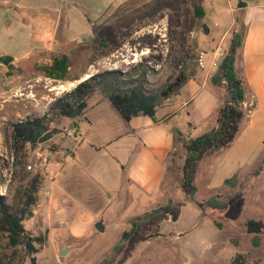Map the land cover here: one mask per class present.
Listing matches in <instances>:
<instances>
[{
	"label": "rangeland",
	"instance_id": "1",
	"mask_svg": "<svg viewBox=\"0 0 264 264\" xmlns=\"http://www.w3.org/2000/svg\"><path fill=\"white\" fill-rule=\"evenodd\" d=\"M120 2L116 1L117 5ZM197 5L205 10L203 17L197 16ZM233 13L229 4L221 5V0L126 1L108 10L100 21L96 20L88 40L63 49L71 65L67 77L83 76L84 70L94 74L109 69L136 76L139 62L147 71L146 85L150 89L164 88L182 72L190 78L200 77L204 72L211 77L216 69H201L196 62L197 53L211 52L228 26L224 17ZM39 18V23H48L45 17ZM236 31L245 34L246 25L235 23L222 40L227 35L225 42L229 44ZM35 33L44 35L39 29ZM45 54L36 53L30 61L12 66L0 62V200L3 197L14 211L24 207L31 179L37 174L44 175L39 155L46 151L50 154L48 166L56 175L51 195L39 188L33 216L24 221L30 234L45 236L44 243H36L39 264H118L122 254L115 246L122 233L131 228L138 215L167 204L169 198L174 201L177 217L169 213L161 223V234L139 242L123 264H228L234 250L243 251L250 245L253 234L239 222L245 216H257L264 208V174L257 180H253L254 170L245 174L264 153L262 142L252 146L245 161L248 166L241 170L242 175L236 176L235 183L218 187L228 176V169L221 166L226 153L221 151L201 160L193 198L187 199L180 187L186 157L183 141L190 137L188 122L201 124V130L197 128L194 135L209 128L207 110L213 102L210 105L206 92L189 109L164 122L163 128L172 129L175 124L183 136L176 141V150L170 148L172 163L165 181L166 190L158 188L151 197L136 182L127 181L128 170L135 161L133 146L144 136L127 132V122L117 110L110 109L108 99L89 109V120L52 115L51 127L57 131L50 140L15 149L11 139L13 124L29 116H43L57 97L75 87L74 84L60 93L53 89L72 81L46 76L41 65L54 57L50 59ZM99 58L101 61H96ZM106 96L102 89H97L89 101L94 104ZM198 103L202 104V110L196 112ZM102 115H112L115 125L112 121L108 125ZM78 123L84 138L65 135L68 127H78ZM70 150L74 151L72 158L59 164L58 158ZM250 183L252 189L242 196ZM104 189H110L112 195L108 197ZM133 191L138 199L132 198ZM89 192L94 198L84 199ZM211 196L228 200L229 209L201 207ZM98 222L103 223V231L96 228ZM239 243L238 248L233 246ZM63 248L67 251L60 254ZM0 264H30L24 245L10 244L2 226L1 211Z\"/></svg>",
	"mask_w": 264,
	"mask_h": 264
},
{
	"label": "crops",
	"instance_id": "2",
	"mask_svg": "<svg viewBox=\"0 0 264 264\" xmlns=\"http://www.w3.org/2000/svg\"><path fill=\"white\" fill-rule=\"evenodd\" d=\"M116 1L121 2L117 5ZM126 1L129 0H0V56L12 57V64L17 65L30 61L36 53L42 51L50 59L66 54V52L62 53L63 49L68 48L70 45L79 44L83 40H88L96 20L100 21L102 16L107 15L108 10H111L112 7H119ZM254 1L221 0V5L229 4L234 13L223 19L226 20L224 23L228 26L220 34V42L223 41L228 46L225 40L235 23L239 25L242 22L246 25L243 43L237 51L235 60L237 75L244 82L246 100L243 103L245 116L235 140L229 146L223 147L206 157H214L215 154L221 151L226 153L221 166L228 169V176L224 178L223 183L218 187L227 184L226 179L234 175H242L241 170L248 166L245 161L248 159V155L251 154L252 146L260 142L264 144V0ZM234 5H237V9L234 8ZM220 15L222 16V14ZM40 16L45 17L48 23H39ZM37 29L44 35L40 37L36 34ZM46 33L49 35L46 36ZM224 34L227 35L222 40ZM60 53L62 54L60 55ZM96 61L101 60L99 58ZM82 73H84L83 76H78L81 77L78 80L93 74L87 72V70ZM78 80H76L77 83ZM205 92L209 94V99H211L210 105L213 102V106L207 110L209 116L207 131H209L217 125L218 109L225 101L227 91L225 86L214 85L207 72H204L200 77H191L178 94L158 107L155 118L141 114L127 121L121 116L128 124L126 127L128 133H139L144 136L139 144L135 143L133 146L135 161L128 170L127 181L136 182L148 197L153 196L158 188L166 190L165 188L168 185L165 181L169 166L172 163L170 148L174 147L173 149L176 150V139L173 131H179V128L175 124L172 129L166 126L163 128L164 122L172 119L179 111L189 109L192 102H198ZM106 99L109 100L106 96L104 99L95 101L94 104L90 103L88 99L85 113L77 120L82 117L89 120L87 117L89 109L94 106L99 107L107 101ZM109 102L110 109H115L110 100ZM194 110L196 112L201 111L202 104L198 103ZM101 117L106 118L108 125L111 121L115 125L112 115H102ZM188 124L190 125L188 136L190 135L192 138L198 136L193 133L197 128L201 130V124H196L193 121H189ZM159 127L162 129H157ZM78 128L82 138H84L80 123H78ZM76 150H78V147ZM263 159L264 153L260 157L258 156L255 160L256 164H253L254 167H249L245 174L255 170ZM217 166L220 167V164H217ZM263 174L264 169L259 175L253 176V180L259 179ZM250 189H252L251 183L242 196H245ZM104 193L108 197L112 195L110 189H104ZM90 194L92 193H86L84 199L94 198ZM72 198H74L73 195ZM132 198L138 199L135 192L132 194ZM262 198L264 201V196ZM72 201L74 200L72 199ZM261 209L262 211L257 216H245L239 222L240 226L243 227L252 221L261 227V231L252 233L251 243L245 247V250H234L229 255L228 264L236 253L245 254L248 264H264V208ZM255 234H258L261 239L260 244L257 246L252 243ZM240 245L239 243L233 246L238 248Z\"/></svg>",
	"mask_w": 264,
	"mask_h": 264
},
{
	"label": "trees",
	"instance_id": "3",
	"mask_svg": "<svg viewBox=\"0 0 264 264\" xmlns=\"http://www.w3.org/2000/svg\"><path fill=\"white\" fill-rule=\"evenodd\" d=\"M195 12L199 17L205 15V10L201 5L195 7ZM243 37L244 34L239 31L233 33L226 56L211 76L214 85L225 86L227 91L226 99L218 109L217 125L194 138H184L183 146L186 157L180 187L187 199L193 198L197 191L195 180L201 160L219 149L229 146L235 140L245 116L243 103L246 100V91L244 82L238 77L235 67L236 54L243 43ZM12 60L10 56H0V62L9 66H12ZM136 67V76L119 69L94 73L70 91L57 97L43 116H29L14 123L11 131L14 148L25 147L29 144L37 145L50 140L57 131V129L51 127L53 121L51 116L59 114L72 119L79 118L87 109L89 97L97 89L103 90L114 108L125 120H131L141 114L155 118L158 107L178 94L190 78L188 74L182 72L164 88L150 89L146 85L147 71L144 65L139 62ZM70 68V59L65 53L41 65L42 71L48 77L71 81L80 79L77 76L67 77ZM173 132L176 141L180 139L182 133L178 130ZM263 169L264 159L253 171V176L259 175ZM235 179L236 175L226 179V183L233 184ZM40 182V174L31 179L24 207L18 211H14L11 205L3 200V197L0 200L1 222L3 229L8 233L10 244L14 247L24 245L30 256V264H39L37 260L39 248L36 243H44L45 240L44 235L33 236L24 226V221L33 216V206L38 200ZM200 205L217 211H227L230 203L228 200H219L217 196H211ZM174 209V201L169 199L167 204L138 215L133 220L131 228L122 233L119 244L115 246V250L122 254L118 264H123L131 256L139 242L159 236L161 234V223ZM260 240V236L255 234L252 243L257 246L260 244ZM230 264L248 263L244 254L236 253Z\"/></svg>",
	"mask_w": 264,
	"mask_h": 264
},
{
	"label": "built area",
	"instance_id": "4",
	"mask_svg": "<svg viewBox=\"0 0 264 264\" xmlns=\"http://www.w3.org/2000/svg\"><path fill=\"white\" fill-rule=\"evenodd\" d=\"M227 52H228V46L222 41L215 48H213L210 53L207 52L206 50H200L197 53L196 62L201 69H206V68L217 69L220 63L222 62L223 58L226 56ZM65 135L70 137L81 136L82 138V134L80 133V130L77 126L68 127L65 130ZM68 153L58 158L59 164L67 163V161L70 158H72L74 151L70 150L68 151ZM39 158L41 160V167L44 170L43 173L44 175L43 177H41L40 190L45 191V194L47 196H50L52 188L56 181V175L54 171H52L48 166V162L50 161V154L48 153V151H46L45 153L40 154Z\"/></svg>",
	"mask_w": 264,
	"mask_h": 264
},
{
	"label": "water",
	"instance_id": "5",
	"mask_svg": "<svg viewBox=\"0 0 264 264\" xmlns=\"http://www.w3.org/2000/svg\"><path fill=\"white\" fill-rule=\"evenodd\" d=\"M204 28H205V31L208 32V27H207L206 24L204 25ZM92 75H93V74H91L90 76H92ZM90 76H89V77H90ZM87 78H88V77H87ZM87 78H84V79L78 80V81H79L78 83L82 82L83 80H85V79H87ZM75 86H76V85H75ZM171 213L174 215V218L177 217V213H176V212L172 211ZM96 228H97L99 231H103V230H104L103 223H102V222H98V223L96 224ZM247 231H248L249 233H259V232L261 231V227H259L258 225H256V224L253 223V222H249V223H248V226H247ZM66 251H67L66 248L60 249V254H64V253H66Z\"/></svg>",
	"mask_w": 264,
	"mask_h": 264
},
{
	"label": "bare ground",
	"instance_id": "6",
	"mask_svg": "<svg viewBox=\"0 0 264 264\" xmlns=\"http://www.w3.org/2000/svg\"><path fill=\"white\" fill-rule=\"evenodd\" d=\"M145 53H146V52H145ZM89 76H90V75H87L86 78L89 77ZM75 83H77V82H76V81H72V82H67V83H61V84H59L58 86H55L53 89H54V90H58L59 93H60V92H62V91H64V90H67L68 87L74 85Z\"/></svg>",
	"mask_w": 264,
	"mask_h": 264
}]
</instances>
